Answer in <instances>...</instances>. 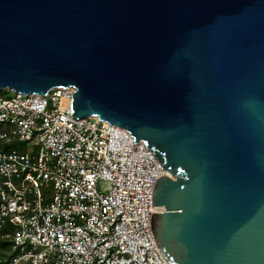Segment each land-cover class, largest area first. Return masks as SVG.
Listing matches in <instances>:
<instances>
[{"label":"water","instance_id":"95a60500","mask_svg":"<svg viewBox=\"0 0 264 264\" xmlns=\"http://www.w3.org/2000/svg\"><path fill=\"white\" fill-rule=\"evenodd\" d=\"M68 86L167 172L168 264H264V0H0V92Z\"/></svg>","mask_w":264,"mask_h":264},{"label":"built area","instance_id":"2783aa9c","mask_svg":"<svg viewBox=\"0 0 264 264\" xmlns=\"http://www.w3.org/2000/svg\"><path fill=\"white\" fill-rule=\"evenodd\" d=\"M0 92V264H168L153 191L167 175L144 141L72 116L75 88Z\"/></svg>","mask_w":264,"mask_h":264},{"label":"rangeland","instance_id":"374dc122","mask_svg":"<svg viewBox=\"0 0 264 264\" xmlns=\"http://www.w3.org/2000/svg\"><path fill=\"white\" fill-rule=\"evenodd\" d=\"M1 95L2 96H11V95H13V93L12 92H8V91H5V92H2Z\"/></svg>","mask_w":264,"mask_h":264}]
</instances>
